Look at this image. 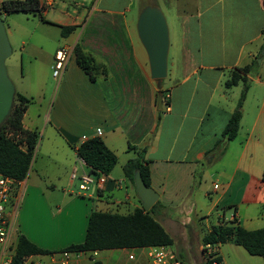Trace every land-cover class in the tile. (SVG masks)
Masks as SVG:
<instances>
[{"label": "crops", "instance_id": "crops-1", "mask_svg": "<svg viewBox=\"0 0 264 264\" xmlns=\"http://www.w3.org/2000/svg\"><path fill=\"white\" fill-rule=\"evenodd\" d=\"M40 1L45 21L37 18L43 25L57 29L59 39L50 50L38 42L31 46L29 83L15 89L30 99L22 116V129L39 130L41 138L9 206L12 249L15 251L18 237L23 235L47 252H58L83 242L91 211L127 214L141 208L134 184L124 176L122 166L142 148L146 149L149 186L159 196L152 216L172 238L169 248L180 263L205 264L201 237L221 222L233 220L246 230H255L264 219V102L254 107L253 118L243 124L246 93L237 142L236 137L229 141L223 154H232L235 161L228 171L220 169V186L213 184V192H203L209 201L206 213L201 214L192 191L198 167L218 160L221 149L214 146L237 104L229 107L211 101L215 97L226 100L221 89L225 74L219 69L230 75L235 68H252V61L259 55L264 57V51L260 54L256 46L264 36V0H142L135 8L134 19L127 18L124 11L99 7L98 0ZM159 1L179 19L188 15L172 43L169 36L165 90L161 84L158 89L150 78L147 56L135 30L141 8L159 7ZM62 26L75 29L63 37ZM204 46L224 49L227 56L214 58L217 61L213 63L203 55ZM62 47L69 48L71 55L63 75L56 80L51 66L55 51ZM75 47L92 57L93 80L78 65ZM124 80L131 84L128 91H137L138 95L142 92L144 98H125ZM137 81L139 86H135ZM254 83L264 87V77L257 75ZM159 90L169 95L168 111L162 100L157 108ZM203 94L207 102L198 106L196 97ZM97 128L102 131L99 138L116 155L117 163L102 183L79 191L77 179L70 177L72 171L77 176L91 173L76 149L82 137L95 138ZM39 201L50 208L52 219L59 222L58 229H29V217ZM211 215L215 223L202 231L201 226ZM44 234L49 238L43 240ZM187 234H192V243ZM221 245H238L231 240L211 248L223 264H234L228 252L219 249ZM94 260L102 264H151L146 248L73 254L69 264H90ZM38 262L58 264V256L33 255L25 264Z\"/></svg>", "mask_w": 264, "mask_h": 264}, {"label": "trees", "instance_id": "trees-1", "mask_svg": "<svg viewBox=\"0 0 264 264\" xmlns=\"http://www.w3.org/2000/svg\"><path fill=\"white\" fill-rule=\"evenodd\" d=\"M43 10L44 7L40 0H4L0 4V16L21 12L45 21L42 16ZM60 29L61 35L65 37L75 27L62 26ZM262 49H264V45ZM73 51L78 65L93 80L91 75L95 65L92 57L83 54L78 47H75ZM250 68V65L235 68L230 71L229 79L225 82L227 88L235 86L239 82H242L243 87L236 108L222 131L221 139L215 144V149L221 146L224 147L225 142L233 140L238 133L241 107L249 88L247 75ZM158 93L161 95L162 104L168 103V99L165 98L166 94L162 90H159ZM29 103L30 99L15 92L10 114L0 127V175L11 177L16 182H20L25 178L37 143V132L25 131L21 125L22 116ZM21 145H24L25 148H22ZM145 151V148L138 150L136 157L129 159L122 166V171L124 176L133 182V173L138 170L145 185L149 186V168L147 161L144 159ZM76 154L89 167L90 173L96 176L99 174L108 175L117 163L116 155L97 137L81 142L76 149ZM261 180L264 183V170ZM156 207L157 204L153 205L147 212L142 208H135L127 214L93 210L87 219L83 242L69 245L59 252L92 253L123 248L170 247L173 244L172 238L152 216ZM231 240L242 247L249 255L260 257L264 264V227L246 230L232 220L213 226L201 237L203 251H206L204 247L207 245L212 248ZM59 252H47L30 242L25 236L20 235L11 264H25L26 259L30 256ZM218 259L220 260V257ZM90 264L102 263L94 260Z\"/></svg>", "mask_w": 264, "mask_h": 264}, {"label": "rangeland", "instance_id": "rangeland-1", "mask_svg": "<svg viewBox=\"0 0 264 264\" xmlns=\"http://www.w3.org/2000/svg\"><path fill=\"white\" fill-rule=\"evenodd\" d=\"M99 4L98 6L102 7H109L114 10L118 11H124V14L127 18H133L135 17V8L137 7V4L142 0H98ZM161 12L163 13L167 27H168V33L171 39V43L173 42L175 35H178L181 31V28H184V25H182V21L188 17L187 14H184L183 17L179 19V15L173 14L172 10L169 9V6L165 4L162 1H159V7ZM93 20V18H92ZM0 21L5 29L8 42L11 47V55L5 60V68L7 72V76L9 80L14 85L15 89L19 90L23 86L27 85L29 83V78L27 77V72L30 68V65L28 62H32V55H31V46L38 42L43 46L44 49L50 50L53 49V47L56 45L57 40L59 39L58 36V30L54 27H48L46 25H43V23L37 18L33 17L26 13L21 12H14L9 14H3L0 16ZM136 25V22H135ZM264 45V37L261 39L260 42L256 44L258 46V50H260V54H263L264 49H262V46ZM261 46V47H260ZM228 52V51H227ZM227 52H224V49H215L204 46L203 48V55L206 59L209 61H212L213 63H216L217 60L214 58H225L227 56ZM230 58V55L228 56ZM219 63H221L219 61ZM252 64V71L249 73V85L250 88L246 92V101H245V111H244V121L243 124L250 122V120L253 118V110L256 105L259 103L264 102V87L259 86L254 83V79L258 76H261L263 79L264 77V57L259 55L255 61L251 62ZM223 71L224 75V81L229 79V72L225 69H219ZM136 81V79L134 78ZM127 81V82H126ZM224 81L221 84V89L223 92H225L224 95H226V100L215 97L211 101L213 103H220L221 106H231L233 104H236L243 84L242 82H239L236 86H232L230 88H227L224 85ZM166 79H163L161 81V87L162 90L168 88ZM123 95L125 98H130L131 100L133 98L138 99L144 98V95L142 92H132L128 91V87H131V84H129L128 80H124ZM135 86H139L140 83L134 82ZM52 87V86H51ZM55 85H53L52 89L54 90ZM51 89V90H52ZM204 92V91H203ZM127 93V95H126ZM156 95V92H155ZM155 95L152 96V101L154 102ZM200 95V94H199ZM110 98V96H109ZM207 95L203 94L196 97L195 102L198 104V106H202L207 102ZM47 99V98H46ZM242 108V107H241ZM40 131H37V146L40 142ZM238 137L234 140V142H237ZM229 141L225 142L224 147L221 146L220 153L218 152V160H215L211 164L203 163V165L199 166L197 169V172L195 174V183L193 186V199L196 201V204L198 208L202 210L201 214H204L207 212V204L209 201L203 197V192L205 191H212L213 192V184L221 185L222 180L220 181L218 179V173L221 168L228 171L234 161L235 158L232 154H224L225 146ZM37 148L34 151L33 154V160L36 156ZM220 156L223 158H220ZM223 166V167H222ZM42 202L39 201L38 208L36 209L35 213L29 217L28 220V227L29 229L33 230L35 228H48L49 229H58V221L56 219H52L51 217V211L50 208L46 205L43 206L41 204ZM52 209V208H51ZM54 210V208H53ZM173 213V212H171ZM172 215V214H171ZM207 221L205 224H203L201 227L202 231H205V226L209 227V225H212L215 223L214 217L211 215L207 217ZM262 221V222H261ZM259 224H257L256 229L263 228L264 227V219L261 220ZM259 227V228H257ZM52 236L56 235L57 237H62V234H49ZM180 235V234H178ZM50 237V238H51ZM46 238H49V236L44 234L42 236L43 240H46ZM190 239V242L192 243L193 236L192 234H187V240ZM181 239H179L180 241ZM223 252H228V254L233 258L234 264H263L262 259L257 256H251L249 255L242 247L239 246H231V245H221L219 246ZM56 252V251H54ZM59 252V251H58ZM177 259L178 257L175 256ZM195 259L196 256H193ZM183 264V263H181ZM184 264H193V262L186 261Z\"/></svg>", "mask_w": 264, "mask_h": 264}, {"label": "water", "instance_id": "water-1", "mask_svg": "<svg viewBox=\"0 0 264 264\" xmlns=\"http://www.w3.org/2000/svg\"><path fill=\"white\" fill-rule=\"evenodd\" d=\"M137 38L145 51L149 75L156 82L158 89L161 81L167 76V57L169 50V33L165 17L155 5L141 8L135 25ZM11 47L5 29L0 21V127L10 114L15 87L9 80L5 60L11 55ZM157 108L161 107V95L156 97ZM135 193L141 208L147 212L158 200V194L143 182L140 172L132 176Z\"/></svg>", "mask_w": 264, "mask_h": 264}, {"label": "built area", "instance_id": "built-area-1", "mask_svg": "<svg viewBox=\"0 0 264 264\" xmlns=\"http://www.w3.org/2000/svg\"><path fill=\"white\" fill-rule=\"evenodd\" d=\"M43 5V4H42ZM71 55V50L67 47L59 48L55 51L53 56V63L51 66L52 77L59 80L63 75L66 63ZM166 99H169V95H165ZM165 110H169V104H165ZM102 134L101 129H95V136L99 138ZM87 140V138L82 137V141ZM25 148L24 145H21ZM71 179H77L78 190L87 191L90 186L97 183H102L105 180V175L99 174L98 176L92 174H81L76 175L75 170L71 173ZM19 182H16L13 178L0 175V264H11L12 257L14 255V250L10 244V211L9 206L13 198V194L17 188ZM206 251L204 252L205 264H223L221 259L219 260V255L211 249L210 246H205ZM147 256L151 264H181L175 257L173 251L166 246H154L148 247ZM73 254L68 251H61L56 254H50L52 257L58 256V264H69L70 257ZM93 255L96 252H92ZM131 259L132 256H129ZM37 264H40L39 262Z\"/></svg>", "mask_w": 264, "mask_h": 264}]
</instances>
